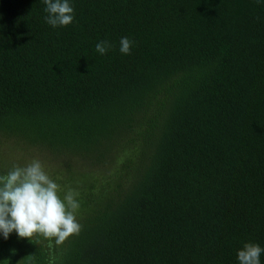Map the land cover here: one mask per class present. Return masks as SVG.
<instances>
[{
  "label": "trees",
  "instance_id": "1",
  "mask_svg": "<svg viewBox=\"0 0 264 264\" xmlns=\"http://www.w3.org/2000/svg\"><path fill=\"white\" fill-rule=\"evenodd\" d=\"M0 152V264H264V0H0Z\"/></svg>",
  "mask_w": 264,
  "mask_h": 264
},
{
  "label": "rangeland",
  "instance_id": "2",
  "mask_svg": "<svg viewBox=\"0 0 264 264\" xmlns=\"http://www.w3.org/2000/svg\"><path fill=\"white\" fill-rule=\"evenodd\" d=\"M8 153L7 152H0V158L4 157V158H8ZM28 162H32L31 163V168L35 170V174H38L39 172H41V168L42 165L40 163H38L39 161H36L33 157H28Z\"/></svg>",
  "mask_w": 264,
  "mask_h": 264
}]
</instances>
